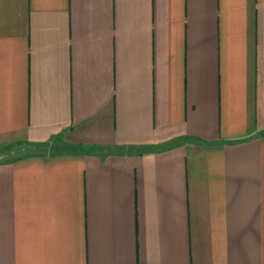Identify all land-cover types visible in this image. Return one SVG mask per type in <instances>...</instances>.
I'll return each mask as SVG.
<instances>
[{
  "label": "crops",
  "instance_id": "crops-1",
  "mask_svg": "<svg viewBox=\"0 0 264 264\" xmlns=\"http://www.w3.org/2000/svg\"><path fill=\"white\" fill-rule=\"evenodd\" d=\"M0 264H264V0H0Z\"/></svg>",
  "mask_w": 264,
  "mask_h": 264
},
{
  "label": "rangeland",
  "instance_id": "rangeland-1",
  "mask_svg": "<svg viewBox=\"0 0 264 264\" xmlns=\"http://www.w3.org/2000/svg\"><path fill=\"white\" fill-rule=\"evenodd\" d=\"M28 149V148H27ZM26 149V150H27ZM20 154H22V152L21 151H19V152H16L15 154H14V156H18V155H20ZM13 156V155H12Z\"/></svg>",
  "mask_w": 264,
  "mask_h": 264
},
{
  "label": "trees",
  "instance_id": "trees-1",
  "mask_svg": "<svg viewBox=\"0 0 264 264\" xmlns=\"http://www.w3.org/2000/svg\"><path fill=\"white\" fill-rule=\"evenodd\" d=\"M148 149H149V150H153V149H156V147H154V148H153V147H150V148H148Z\"/></svg>",
  "mask_w": 264,
  "mask_h": 264
}]
</instances>
